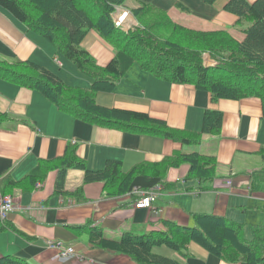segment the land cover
Listing matches in <instances>:
<instances>
[{
    "label": "crops",
    "instance_id": "obj_1",
    "mask_svg": "<svg viewBox=\"0 0 264 264\" xmlns=\"http://www.w3.org/2000/svg\"><path fill=\"white\" fill-rule=\"evenodd\" d=\"M230 1L215 0L208 5L204 0H129L128 4L131 9L151 4L190 30L228 31L243 42L246 34L237 26L239 18L225 10ZM82 47L101 67L116 57L115 49L95 30L86 35ZM0 59L31 61L70 86L89 89L93 84L45 38L1 7ZM205 60L212 61L209 54ZM96 99L102 107L145 113L172 129L189 132H200L205 113L217 111L223 114L221 134L206 135L200 144L187 145L98 127L60 111L39 91L0 79V112L10 117L0 128V198L12 196L19 207L9 216V228L0 232V259L15 257L31 264H137L127 256L93 247L89 235L75 229L85 225L120 239L126 233L164 232L165 222L193 227L194 215L209 214L245 225L248 240L253 238L250 226H264V113L259 98L214 101L208 91L162 81L134 65L115 91L99 92ZM70 145L76 146L91 171L104 169L111 160L121 162L127 173L140 164L199 153L217 158L218 177L202 190L195 181H185L190 171L185 164L171 168L164 180L138 177L130 192L120 197L107 196L101 182L85 183L84 171L78 169L68 171L64 193H56L59 170L40 173L45 177L32 190L12 185L35 174L42 161L63 157ZM155 185L163 186V191L153 207L137 209L141 194ZM79 189L83 198L75 195ZM47 241L74 247L80 258L55 260L56 252L47 247ZM153 252L181 264H244L225 262L195 242L187 258L167 247Z\"/></svg>",
    "mask_w": 264,
    "mask_h": 264
},
{
    "label": "trees",
    "instance_id": "obj_2",
    "mask_svg": "<svg viewBox=\"0 0 264 264\" xmlns=\"http://www.w3.org/2000/svg\"><path fill=\"white\" fill-rule=\"evenodd\" d=\"M129 0H0L7 10L30 31L42 36L58 53L70 60L84 75L93 80L89 89L67 85L57 74L31 61L0 59V79L33 91H39L60 111L98 127L116 129L137 135L171 139L197 145L206 135L221 134L223 114L208 110L200 132L175 130L165 121L148 114L109 109L97 103L99 92H113L119 81L134 65L162 81L191 84L211 93L212 99L241 100L257 97L264 113V0L249 3L231 0L225 10L239 18L237 26L246 34L239 42L228 31L202 32L190 30L174 22L166 11L151 4L132 10L139 26L126 31L116 27L113 15L117 7H126ZM213 5L215 0H204ZM181 6V5H179ZM98 32L116 51V57L101 67L82 47L91 31ZM212 62L208 64L205 56ZM10 120L0 112V128ZM189 165L186 182L195 181L202 190L218 177L215 156L199 153L176 154L157 164H140L125 173L122 163L108 161L102 170L91 171L79 158L76 146H68L63 157L42 161L39 170L20 183L23 190H32L38 180L52 170H59L56 193H64L70 169L84 171L85 183L101 182L106 195L128 194L138 177L164 180L171 168ZM40 174V175H39ZM31 185H27V181ZM82 197V189L75 194ZM83 200V199H82ZM193 227L165 222L164 232L149 235L124 234L111 239L98 227L75 228L89 235L95 248L129 257L137 264H181L154 254L157 247H167L180 256L189 257V246L195 242L212 255L228 263L264 264V226H250L252 239L245 236L246 226L228 217L209 214L194 215ZM9 228L0 221V232ZM0 264H31L15 257L0 259Z\"/></svg>",
    "mask_w": 264,
    "mask_h": 264
},
{
    "label": "built area",
    "instance_id": "obj_3",
    "mask_svg": "<svg viewBox=\"0 0 264 264\" xmlns=\"http://www.w3.org/2000/svg\"><path fill=\"white\" fill-rule=\"evenodd\" d=\"M113 17L116 27L123 30H128L133 25H135L130 14L122 7L116 8V13L113 15ZM162 191L163 186L161 185H155L151 187L147 192L141 194L140 199L136 202L135 207L137 209H151L153 207V203L158 199ZM18 208V204L12 196L0 198V221H8L9 216L18 210ZM46 244L49 249H52L56 252V256L54 258L55 260L66 262L80 258L76 254L74 247L66 246L59 241H47Z\"/></svg>",
    "mask_w": 264,
    "mask_h": 264
},
{
    "label": "rangeland",
    "instance_id": "obj_4",
    "mask_svg": "<svg viewBox=\"0 0 264 264\" xmlns=\"http://www.w3.org/2000/svg\"><path fill=\"white\" fill-rule=\"evenodd\" d=\"M126 5H127L128 7L130 6L128 3H127ZM122 8L125 9V11H127V12L130 14L132 20L134 21L135 26H139L138 21L135 19V17H134L133 14H132V10L135 9V8L131 9V7L127 8V7H124V6H123ZM135 26L133 25V27H135ZM59 55H60V56H63V55L60 54V53H59ZM207 63L209 64V63H211V61H207Z\"/></svg>",
    "mask_w": 264,
    "mask_h": 264
}]
</instances>
